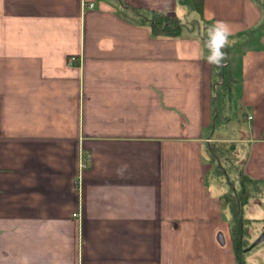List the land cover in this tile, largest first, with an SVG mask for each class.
<instances>
[{
  "label": "crops",
  "instance_id": "crops-1",
  "mask_svg": "<svg viewBox=\"0 0 264 264\" xmlns=\"http://www.w3.org/2000/svg\"><path fill=\"white\" fill-rule=\"evenodd\" d=\"M202 4L0 0V264H237L233 188L209 180L207 148L234 143L264 184V0ZM149 11L181 34L153 35ZM218 21L233 80L220 118L204 47ZM241 215L264 234V195Z\"/></svg>",
  "mask_w": 264,
  "mask_h": 264
},
{
  "label": "trees",
  "instance_id": "trees-1",
  "mask_svg": "<svg viewBox=\"0 0 264 264\" xmlns=\"http://www.w3.org/2000/svg\"><path fill=\"white\" fill-rule=\"evenodd\" d=\"M198 14L202 13V0H192ZM140 21L147 23L150 31L156 36L177 37L181 34L182 24L173 14L149 11L140 15ZM215 74L219 77V84L215 89L214 106L218 100L223 101L229 92L232 78L225 60L221 67L215 66ZM208 161L212 164L211 174L216 178L223 176L233 188L229 194L220 196L225 208L229 212L230 234L237 264H243L241 254L246 253L250 245L248 237L249 227L242 218V209L249 199L264 195V184L246 176L239 166L236 156V146L232 142H216L208 145ZM233 179V180H231ZM236 182V186L234 185Z\"/></svg>",
  "mask_w": 264,
  "mask_h": 264
},
{
  "label": "clouds",
  "instance_id": "clouds-1",
  "mask_svg": "<svg viewBox=\"0 0 264 264\" xmlns=\"http://www.w3.org/2000/svg\"><path fill=\"white\" fill-rule=\"evenodd\" d=\"M231 35L228 26L221 21L207 31V39L204 42V47L208 50L206 56L207 63L217 67L223 65V61L227 58V53L224 51L229 46V36Z\"/></svg>",
  "mask_w": 264,
  "mask_h": 264
},
{
  "label": "rangeland",
  "instance_id": "rangeland-1",
  "mask_svg": "<svg viewBox=\"0 0 264 264\" xmlns=\"http://www.w3.org/2000/svg\"><path fill=\"white\" fill-rule=\"evenodd\" d=\"M217 78L219 79V77H217ZM221 99L217 101L216 109H215L216 112L217 111L219 112V118L221 116V114H220V107H221V103H222ZM215 179H216V177L213 174H211L209 176V180L213 181V183L214 182L216 183L217 180H215ZM231 180H233V179H231ZM219 183L221 184L222 187H224V188L227 187V189H229V190H231V188H232L231 185H228L227 182H225L224 180L220 181ZM234 185H236V182H234ZM257 214H259V213H257ZM257 225H258V222H256V221L252 222L251 225H249V230L251 233L249 236V239H250L249 242L251 243V245L254 244L261 237V235L260 236L257 235V231H256V229H258ZM241 259L243 261V264H261V262L258 261L255 257L249 258L244 253L241 254Z\"/></svg>",
  "mask_w": 264,
  "mask_h": 264
},
{
  "label": "water",
  "instance_id": "water-1",
  "mask_svg": "<svg viewBox=\"0 0 264 264\" xmlns=\"http://www.w3.org/2000/svg\"><path fill=\"white\" fill-rule=\"evenodd\" d=\"M262 240H264V234H262L261 237L254 244H252L247 250H250L254 246L258 245Z\"/></svg>",
  "mask_w": 264,
  "mask_h": 264
},
{
  "label": "built area",
  "instance_id": "built-area-1",
  "mask_svg": "<svg viewBox=\"0 0 264 264\" xmlns=\"http://www.w3.org/2000/svg\"><path fill=\"white\" fill-rule=\"evenodd\" d=\"M91 6H92V4L89 5V7H91ZM78 61H79V60H78L77 58L72 57V58L69 59L68 64H69V65H73V64L76 63V62L78 63Z\"/></svg>",
  "mask_w": 264,
  "mask_h": 264
}]
</instances>
